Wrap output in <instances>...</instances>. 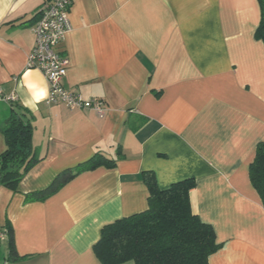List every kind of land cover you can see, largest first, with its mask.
<instances>
[{
    "label": "crops",
    "instance_id": "crops-1",
    "mask_svg": "<svg viewBox=\"0 0 264 264\" xmlns=\"http://www.w3.org/2000/svg\"><path fill=\"white\" fill-rule=\"evenodd\" d=\"M43 4L0 0V155L13 97L39 159L16 191L0 185V234L12 230L20 257L9 261L0 235V264H98L101 229L147 210L145 172L159 190L194 179L191 211L220 244L209 264H264V208L248 176L264 143L257 0H76L57 47L69 60L62 83L102 100V116L46 104V80L27 69ZM95 154L110 166L75 171ZM67 170L53 194L27 199Z\"/></svg>",
    "mask_w": 264,
    "mask_h": 264
},
{
    "label": "trees",
    "instance_id": "trees-1",
    "mask_svg": "<svg viewBox=\"0 0 264 264\" xmlns=\"http://www.w3.org/2000/svg\"><path fill=\"white\" fill-rule=\"evenodd\" d=\"M260 21L255 37L264 43V0H257ZM5 150L0 155V185L16 191L25 175L39 162L32 144V125L28 113L11 102V115L1 129ZM110 161L95 154L76 172ZM74 173H60L44 190L29 194L28 200L41 201L66 183ZM248 176L264 208V143L257 145L249 164ZM143 180L148 188V208L133 216L104 226L100 238L92 248L98 264H209L208 258L220 249L214 231L191 211L190 192L193 178L171 184L159 190L152 173L145 172ZM9 261L20 260L12 230H7Z\"/></svg>",
    "mask_w": 264,
    "mask_h": 264
},
{
    "label": "built area",
    "instance_id": "built-area-1",
    "mask_svg": "<svg viewBox=\"0 0 264 264\" xmlns=\"http://www.w3.org/2000/svg\"><path fill=\"white\" fill-rule=\"evenodd\" d=\"M76 0H44L32 26L34 47L27 55V69H36L47 82L46 104H63L70 110H90L99 116L105 112L104 102L99 99L84 100L76 92L63 86L69 60L57 51L69 31V12ZM14 102V98L8 99ZM6 232L0 234L5 235Z\"/></svg>",
    "mask_w": 264,
    "mask_h": 264
},
{
    "label": "rangeland",
    "instance_id": "rangeland-1",
    "mask_svg": "<svg viewBox=\"0 0 264 264\" xmlns=\"http://www.w3.org/2000/svg\"><path fill=\"white\" fill-rule=\"evenodd\" d=\"M0 245L2 246V242L0 241Z\"/></svg>",
    "mask_w": 264,
    "mask_h": 264
}]
</instances>
